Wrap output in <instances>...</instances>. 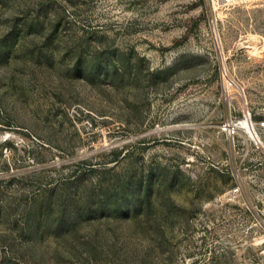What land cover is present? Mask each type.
<instances>
[{
  "label": "rangeland",
  "instance_id": "374dc122",
  "mask_svg": "<svg viewBox=\"0 0 264 264\" xmlns=\"http://www.w3.org/2000/svg\"><path fill=\"white\" fill-rule=\"evenodd\" d=\"M0 264H264V0H0Z\"/></svg>",
  "mask_w": 264,
  "mask_h": 264
},
{
  "label": "built area",
  "instance_id": "2783aa9c",
  "mask_svg": "<svg viewBox=\"0 0 264 264\" xmlns=\"http://www.w3.org/2000/svg\"><path fill=\"white\" fill-rule=\"evenodd\" d=\"M238 125L237 123H232V122H225L222 125V132L228 137V138H233L235 134L238 133ZM230 193L232 194H238L240 193V188L239 186L233 188Z\"/></svg>",
  "mask_w": 264,
  "mask_h": 264
},
{
  "label": "bare ground",
  "instance_id": "6f19581e",
  "mask_svg": "<svg viewBox=\"0 0 264 264\" xmlns=\"http://www.w3.org/2000/svg\"><path fill=\"white\" fill-rule=\"evenodd\" d=\"M237 125L239 128L243 129L246 133L250 132V125H248L247 123L239 125V123L237 122Z\"/></svg>",
  "mask_w": 264,
  "mask_h": 264
}]
</instances>
